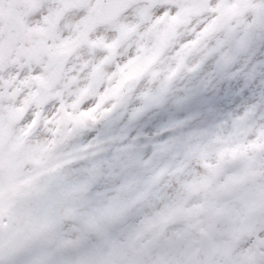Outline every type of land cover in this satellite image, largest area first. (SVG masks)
Wrapping results in <instances>:
<instances>
[{"label":"clouds","instance_id":"clouds-1","mask_svg":"<svg viewBox=\"0 0 264 264\" xmlns=\"http://www.w3.org/2000/svg\"><path fill=\"white\" fill-rule=\"evenodd\" d=\"M0 264H264V0H0Z\"/></svg>","mask_w":264,"mask_h":264}]
</instances>
